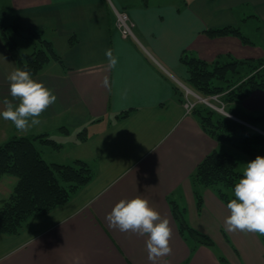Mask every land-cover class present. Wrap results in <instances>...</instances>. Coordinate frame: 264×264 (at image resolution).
<instances>
[{
	"label": "crops",
	"instance_id": "0c3cea01",
	"mask_svg": "<svg viewBox=\"0 0 264 264\" xmlns=\"http://www.w3.org/2000/svg\"><path fill=\"white\" fill-rule=\"evenodd\" d=\"M114 7L129 12L138 41L121 36ZM0 11L37 29L61 57L32 77L53 90L56 103L27 132L0 118V140L58 134L66 148L65 136L75 133L70 161L83 159L94 170L93 180L67 204L32 216L17 235L0 236V264H152L147 236L121 233L105 220L121 199L137 195L172 228V254L156 264H225L221 257L229 264H264L259 235L227 232V205L191 181L204 157L227 143L185 114L176 89L188 78L180 61L184 51L206 61L225 55L264 59V0H0ZM226 25L238 26L251 44L206 33ZM107 49L118 58L115 68L109 67ZM13 68L17 63L0 35V110L4 99L12 100L7 76ZM105 77L110 88L102 85ZM233 105L248 116L264 114V89ZM175 203L191 227L213 239V247H195L181 234Z\"/></svg>",
	"mask_w": 264,
	"mask_h": 264
},
{
	"label": "trees",
	"instance_id": "16d2710c",
	"mask_svg": "<svg viewBox=\"0 0 264 264\" xmlns=\"http://www.w3.org/2000/svg\"><path fill=\"white\" fill-rule=\"evenodd\" d=\"M13 34L34 38L38 45L28 54L21 53ZM210 37L237 36L243 43L251 44L238 26L226 25L206 30ZM0 35L7 49L15 59L18 68L28 70L36 76L51 61L61 57L55 52L51 41L44 39L32 27H22L16 19L0 11ZM188 72L187 85L197 93L208 96L223 94L227 111L241 120L256 126L264 119L248 116L233 104L243 101L255 90L264 89V59H237L232 55L220 56L214 61L203 60L191 52L184 51L180 58ZM183 102V91L177 87ZM129 112L122 114L126 117ZM192 114L201 128L213 139L232 145L252 159L264 157V133L255 130L229 116L199 104ZM86 130L80 132V139L87 138ZM37 142L60 148L61 145L49 134L13 136L0 144V176L10 174L18 181L11 196L0 206V235H17L34 215H43L67 204L72 197L94 178L92 166L83 159L70 163L48 162L44 159ZM237 157L229 152L215 149L197 165L191 181L195 185L212 188L219 198L227 203L235 198L234 186L242 178ZM199 206L203 197L196 191ZM173 214L179 223L181 234H186L196 245L214 246L213 239L191 227L184 218L183 210L175 203ZM264 240V235H261ZM221 261L229 264L221 257Z\"/></svg>",
	"mask_w": 264,
	"mask_h": 264
},
{
	"label": "clouds",
	"instance_id": "9594fccd",
	"mask_svg": "<svg viewBox=\"0 0 264 264\" xmlns=\"http://www.w3.org/2000/svg\"><path fill=\"white\" fill-rule=\"evenodd\" d=\"M110 68H115L118 58L111 49L105 51ZM12 100L4 99L0 118L10 121L18 132H27L41 123L40 116L57 101L53 90L32 78L26 69L13 68L7 76ZM110 88L107 77L102 81ZM234 197L227 203L229 215L224 219L227 232L264 235V157L246 164L242 178L234 186ZM108 227L121 233L147 236L146 251L152 264L172 254L170 241L172 228L166 217L150 206L142 196L121 199L106 214Z\"/></svg>",
	"mask_w": 264,
	"mask_h": 264
},
{
	"label": "rangeland",
	"instance_id": "374dc122",
	"mask_svg": "<svg viewBox=\"0 0 264 264\" xmlns=\"http://www.w3.org/2000/svg\"><path fill=\"white\" fill-rule=\"evenodd\" d=\"M12 35L15 38L21 53H23V54L31 53L34 50V48L38 45L37 40L34 38H27L26 36L13 34V33H12ZM256 126L260 129V127H264V124H258V122H257ZM83 130L84 129H82L80 131H83ZM10 135H12V132L10 133ZM51 136H52V134H51ZM65 137H66L67 141H69L68 142L69 144L66 145V148H61L62 145L58 142V141H60V139H58V134H53V136L51 138L57 139V140L54 139V141L58 142L61 145L60 148H53L48 144H45L42 142H37V146L41 149L42 155L46 161L58 162V163H70L73 161V160L70 161L71 158L69 156V154L75 150V147L71 141H73V139L75 140V138L78 136H77V134L73 133L72 137H69V136H65ZM9 138H10V136H8V138H4L5 140H3V139L0 140V141H2L0 144L5 142ZM225 151L232 153L237 157V159L239 161V168L238 169L241 172H243V170L246 167V164L248 162L254 160L249 155H247L246 153L241 151L240 149H238L232 145H229V144H226L225 147L222 150H220V152H225ZM76 159H80V158H76ZM64 161H67V162H64ZM0 177H3V183L0 184V206H2L4 201L7 200L11 196L18 179L16 176L10 175V174H4ZM10 180H13V184L9 183ZM203 188L211 190L212 192H214L216 194V192L212 188H208L205 186H203ZM0 236L8 237L7 235H2V234ZM259 237L261 238L262 242L264 243L262 236L259 235Z\"/></svg>",
	"mask_w": 264,
	"mask_h": 264
},
{
	"label": "built area",
	"instance_id": "2783aa9c",
	"mask_svg": "<svg viewBox=\"0 0 264 264\" xmlns=\"http://www.w3.org/2000/svg\"><path fill=\"white\" fill-rule=\"evenodd\" d=\"M114 12L116 16V27L119 30L121 36L125 39H133L138 41V38L134 31V22L132 21L130 14L125 9H120L114 7ZM182 91H183V105L185 109V114H192L194 109L199 104H204L221 114L229 116L255 130L262 132L257 126L249 124L241 120L240 118L236 117L235 115L231 114L227 111V105L223 100V94H213L208 96H203L193 90L189 85L186 83L180 82L179 83ZM263 133V132H262Z\"/></svg>",
	"mask_w": 264,
	"mask_h": 264
}]
</instances>
